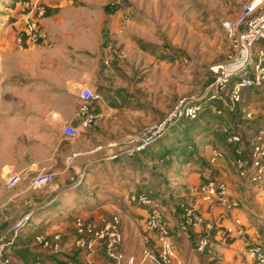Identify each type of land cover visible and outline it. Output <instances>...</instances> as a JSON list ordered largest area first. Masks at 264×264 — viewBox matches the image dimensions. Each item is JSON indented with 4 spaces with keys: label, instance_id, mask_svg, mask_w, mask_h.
<instances>
[{
    "label": "rangeland",
    "instance_id": "1",
    "mask_svg": "<svg viewBox=\"0 0 264 264\" xmlns=\"http://www.w3.org/2000/svg\"><path fill=\"white\" fill-rule=\"evenodd\" d=\"M38 1L37 7L41 6L42 15L36 7ZM256 1L123 0L116 4V0H0V235L7 232L17 216L26 210L21 201L10 200L15 193L5 186L6 175L12 171L9 166L11 163L21 165L22 159L31 161L52 153L56 139H52L51 135L62 123L59 108L66 111L71 101L66 98L63 104L59 96L69 78L85 75L95 69L94 75H98L99 85L102 75H116L122 64L105 68L102 64L105 50L110 46H120L125 50L128 72L116 75V87L125 96L127 105L141 106L139 114L133 108L126 110L127 120L123 123L130 125L126 137L123 140L120 138L119 128H110L111 132H108L96 126L94 129L97 130L89 132L82 129L79 138L68 140L76 142L71 150L83 153L95 147H104L102 151L111 150L105 147L111 143H124L127 137L137 135L144 128L159 122L181 98L205 92L212 81L210 68L224 62L229 51L223 23L234 20ZM32 19L38 21L39 34L41 32L45 37L33 35L29 39L25 35L24 40L20 34L27 29V21L31 22ZM20 38L22 43L18 42ZM138 49L150 53L153 61L148 62V58H145L141 61L131 60V63V52ZM263 49L264 42L255 46V59V54ZM70 91L72 97H77L81 92L76 86L70 87ZM221 107L224 109L223 117L206 107L198 121L188 122L193 129L190 136H185L180 128L171 132L149 149L142 163L127 174L129 180L137 183L142 193L155 203V209L165 219L170 213L178 220L181 218L179 221L182 222V210H193L203 219L201 225L206 230L207 225L213 226L210 237L211 250L216 256L215 264L224 263L225 254L220 251H237L238 247L242 251L239 253L240 264H246L250 248L264 250V181L250 185L241 179L235 161L238 150L240 157L250 161L255 138L264 127V87L245 91L237 115ZM250 112L253 113L252 119L247 117ZM136 115L139 116L138 120ZM224 127H232L238 132L243 137L242 144L229 145L222 133ZM115 135L120 138L119 141L115 142ZM213 148L224 153V160L216 166L208 162ZM69 150L66 148L64 154ZM114 151L116 153L118 150ZM85 167L81 170L77 168L79 173L70 177H54V181L46 187L50 188L61 181H64L62 185L74 184L73 187L78 188L72 191V197L76 198L77 206L73 210L68 209L70 212H64V202L58 200L48 206L47 212L52 218L60 209L64 214L48 223L39 222L43 211L38 210L33 214L30 225L37 223V227H29L19 234L16 241L20 246L31 247L38 234H61L63 253H68L66 244L69 235L73 234L75 219L81 216L89 220L90 212L96 210L87 203L88 197L93 194L87 191L84 184L86 175L91 174L92 170L87 173ZM110 177L111 183H106L108 190L116 194L114 189L122 183L116 180L115 184L108 174L107 178ZM191 179L194 182L192 188ZM212 179L227 183L231 200L240 203L239 208L222 214L225 220L234 226H239L238 221H242L240 223H243L247 233L250 232L249 235L241 237L235 233L229 236L228 230L220 229L223 230L222 240L216 241L214 234L218 232V225H215V220L208 223L198 213L199 209L195 210L198 196L193 189ZM96 186L95 183L91 187L98 191L95 194L100 189ZM116 201L108 210L101 208L103 214L107 211L106 214L113 216L122 211L123 207L119 205L122 202ZM217 205L210 206L217 208ZM234 211H237V215H233ZM100 218L98 216L94 222L99 223ZM237 218L240 220L234 221ZM219 219L220 216L216 218L219 225L225 222ZM243 225L238 228L243 229ZM187 234L192 235V232ZM231 246L233 248H229ZM189 248L195 255L201 256L196 250L195 239ZM95 260L97 264L105 262L101 254ZM208 260L206 258V264ZM50 262L54 263V260Z\"/></svg>",
    "mask_w": 264,
    "mask_h": 264
},
{
    "label": "built area",
    "instance_id": "2",
    "mask_svg": "<svg viewBox=\"0 0 264 264\" xmlns=\"http://www.w3.org/2000/svg\"><path fill=\"white\" fill-rule=\"evenodd\" d=\"M123 0H116L120 4ZM39 1L36 3V7ZM40 14H43L41 6L37 7ZM229 41V51L224 62L210 68L212 75L211 83L206 87L202 95L184 97L177 101L174 107L159 122L144 128L139 134L127 137L121 144L111 143L107 149L118 150L109 160L114 161L121 157H137L143 154L148 148L164 139L180 122L188 120L197 121L206 111V107L213 109L219 117L224 116L223 106L230 113L238 111L243 102V95L247 89H261L264 87V49L254 56V48L257 44L264 42V0H257L247 7L237 18L223 23ZM29 39L33 35L45 37L39 34L38 21L34 19L27 21L25 29ZM22 43L21 38L18 40ZM127 59L125 50L120 46L108 47L103 55L102 64L105 68L111 69L117 63ZM256 60V63H255ZM250 68L252 70L250 71ZM83 104L80 108V127L64 124L62 135L66 140H75L80 137L82 129L91 128L96 122V116L92 114L90 103L102 102L103 97L99 90L84 88L80 92ZM249 119L253 113H248ZM222 133L229 145L242 143L241 135L232 127H224ZM124 144V145H122ZM103 150L104 147H98ZM80 156L74 155V158ZM224 160V153L220 149H211L210 163L216 166ZM237 174L250 185H256L264 181V127L258 131L254 141V147L250 162L242 157L235 162ZM55 175L49 172H40L30 179L29 189L39 191L48 187L54 181ZM22 177L12 171L6 175V188L11 190L19 185ZM201 199L208 205H222L226 211H233L239 208L240 203L231 200L230 189L226 183L217 180H209L203 186L194 190ZM131 201L139 205L152 207L145 222V230L153 237L148 240L142 251L140 260L135 257H128L124 251V235L122 222L118 215L109 219L101 217L99 223L94 220H87L84 217H77L74 222L76 230L75 246L87 253L88 256H97L104 253L109 264H182L177 259V247L172 237L170 227L164 216L154 207V203L145 195H136ZM33 222V214L28 213L11 225L7 232L0 235V264H11L12 258L9 250L13 247L17 237L28 229ZM203 219L196 215L193 210H186L183 221L180 224V231L188 233L191 229L200 226ZM239 226L234 230H228L229 236L237 233L241 237L248 235L247 229L238 221ZM241 225V226H240ZM239 229V231H237ZM213 226L207 225V231L211 232ZM35 244L50 251L53 254L59 253L62 249L63 239L61 234L52 236L38 234L35 237ZM210 245L208 238H203L197 245V252L206 253ZM248 257L257 264H264V251L262 248H250ZM87 264H95L88 262Z\"/></svg>",
    "mask_w": 264,
    "mask_h": 264
},
{
    "label": "crops",
    "instance_id": "3",
    "mask_svg": "<svg viewBox=\"0 0 264 264\" xmlns=\"http://www.w3.org/2000/svg\"><path fill=\"white\" fill-rule=\"evenodd\" d=\"M135 46V45H134ZM131 46V47H134ZM129 46V48H131ZM140 49L136 50L135 52H131V60L140 59L143 60L148 58V62L153 61V57L150 53L146 54ZM156 59V58H155ZM127 60V59H126ZM123 61L122 64L119 65L120 70L116 75H123L124 73L128 72V60ZM152 60V61H151ZM132 63V61H131ZM140 64V63H139ZM95 74V69L88 72L85 75H75L68 79L67 85L65 86L62 91L60 92V97L62 99V103L66 102V98L71 99L70 103L68 104V108L66 111L63 110L62 107L59 108L58 115L62 117V123L57 125V130H55L53 136L51 135L52 139H56V146L51 150L52 153L46 155L43 158L35 159L31 161L23 160L20 164L11 163L9 166L13 173L18 174L22 177V181L19 185L15 188L11 189L15 194L10 198L11 201L19 200L23 204V208L26 210L22 212L17 218L11 223H15L19 220L22 216L32 213H35L38 210H42L39 217V222L48 223L54 218L59 217L60 214H64L65 211L70 212L77 206L76 198L72 197V191L76 190L78 187H73L72 185H62L64 181L59 182V184H55L50 186V188H44L39 191H31L29 189V182L30 178L33 175H37L40 172H49L56 176H72L76 175L79 172L76 171L81 170L85 167V171L92 170L91 174H85V184L84 186L87 191H91L93 195L88 197V204L91 207L96 208V210L90 212L88 215L90 219L96 220L97 217H101L104 213L101 211V208L109 209L114 204L113 202L119 200L122 203L121 205L122 211H118L114 213L121 218L122 222V232L124 235V251L128 257H135L137 260H140L142 251L146 246L148 240L151 241L152 235L147 233L145 230V222L149 216V212L152 210V207L139 205L131 201V198L136 195H145L142 193V189L140 186L135 183L133 184L132 181L129 179L130 172L135 170V167L140 165L139 160L142 162L145 157L143 155L139 156V159H126V158H119L117 160L111 161L109 158L115 152L114 150H98L97 147L91 148L87 150V152H81L76 149H72L71 147L75 146L76 142L68 141L64 137L62 138V127L64 124H70L74 127H80L81 120L79 118L80 108L83 104L81 100L80 92L77 97H72L70 87L76 86L77 90H83L84 88H94L99 90L103 97L102 102H92L90 103L91 112L96 116L95 124L89 128L87 131L93 132L94 127L99 126L100 130L104 129L108 132H111L110 128L120 129V138L122 140L126 137L129 124L126 125L123 121H126V110L133 108L132 110L138 111L141 109L139 107H133L126 104L125 96L117 89V77L116 75H102L100 84L98 85L97 80L99 81L98 75ZM110 107V108H109ZM126 107V108H125ZM128 108V109H127ZM65 112V113H64ZM125 116V117H124ZM139 116L136 115L137 120ZM47 129V126L46 128ZM134 131V130H132ZM48 132V131H47ZM61 134V135H60ZM48 136V135H47ZM111 136V135H110ZM115 135L114 139H120ZM109 139H113L109 137ZM119 141V140H118ZM65 144V145H63ZM63 145V146H62ZM70 149L68 153L64 154L65 149ZM80 156L74 158V155ZM81 157H86L82 159ZM80 167V168H79ZM112 170L114 172H112ZM95 172V174H94ZM88 173V172H87ZM108 174L111 175L114 179V183L117 182L122 183L121 186L114 189L116 194H113L112 191L108 190L107 182H110L111 177L108 179ZM96 175V177H92ZM223 182V181H221ZM96 183V187H99V193L95 194L96 190H93L91 187ZM111 183V182H110ZM193 179H191L190 187H193ZM225 183V182H223ZM227 184V183H226ZM228 185V184H227ZM70 186L73 188L69 189ZM111 186V185H110ZM191 187V188H192ZM198 187V186H197ZM196 187V188H197ZM229 187V185H228ZM69 190H65V189ZM195 189V188H194ZM193 189V190H194ZM230 189V187H229ZM140 190V191H139ZM68 193V195H66ZM71 193V194H70ZM101 196V197H100ZM147 196V195H145ZM58 200H63L65 210L61 211V209L55 214V217H51V214L47 212L48 206L55 204ZM122 200V201H121ZM116 201V202H119ZM154 203V202H153ZM200 205V206H199ZM158 206V205H157ZM155 207V203H154ZM217 208L211 207L210 205L206 204L201 197H198V201H196L195 210L199 209L198 213L201 214L208 223H212V220H215V225H218V232L214 234L215 240L220 241L222 240L223 230H235L236 225L234 226L228 220H225L226 210L222 205H217ZM70 209V210H68ZM61 211V212H60ZM209 211V213H208ZM73 212V211H72ZM107 213V211H106ZM105 213V214H106ZM109 214V213H108ZM107 214V215H108ZM222 215V216H221ZM233 215H237V211H234ZM109 216H111L109 214ZM220 216V220L224 219L225 222L219 225L218 220L216 218ZM247 218V216H244ZM42 220H41V219ZM240 220V218L235 219ZM38 221V220H37ZM166 221L168 226L170 227L172 237L177 247V259L182 264H206V258H208V262L215 260L216 256L212 250V254L205 255V256H197L194 254V251H190L189 245L195 239L196 241L204 234L207 233L205 226L200 225L194 229H192V235L187 233H182L180 231V224L181 222L176 218L172 217L170 213L166 216ZM237 222V221H236ZM242 222V221H240ZM37 223H33L30 228H36ZM243 225V223H242ZM244 226V225H243ZM245 227V226H244ZM250 232L248 231V235ZM245 240L246 238H242ZM69 248L68 253H63V249L56 254L51 253L50 251L44 250L37 244H33L31 247L29 246H20V248H15L14 251V260L13 264H68V261L73 263L78 262V264H87L88 262H95V256H88L87 253H81L75 247H73V240L69 239L68 243L66 244ZM235 245H238L236 243ZM67 248V247H66ZM233 248V246L229 247ZM80 252V253H79ZM225 254L223 264H240L241 259L239 257V253L242 251L238 247V250H231V251H220ZM238 255L235 257V255ZM54 260V263L50 262ZM253 262L249 257H247L246 264H252ZM208 263V264H209ZM255 263V262H254ZM71 264V263H69Z\"/></svg>",
    "mask_w": 264,
    "mask_h": 264
},
{
    "label": "trees",
    "instance_id": "4",
    "mask_svg": "<svg viewBox=\"0 0 264 264\" xmlns=\"http://www.w3.org/2000/svg\"><path fill=\"white\" fill-rule=\"evenodd\" d=\"M21 35V37L22 38H24V40H26V32L24 31V33H22V34H20ZM251 89H254V88H251ZM262 89V88H261ZM247 90H250V89H247ZM244 96V95H243ZM242 104V103H241ZM240 104V105H241ZM237 112H240V110H238ZM237 112H235V113H233V114H236L237 115ZM201 117V116H200ZM199 120V119H198ZM197 120V121H198ZM183 122L185 123V124H183ZM191 123V121H188V120H184V121H182V122H180V124L179 125H177L174 129H172V131L171 132H175L176 130L178 131V129L180 128V130L183 132V134L186 136H190L191 134H192V132H193V129L190 127V124L189 123ZM195 122V121H194ZM187 123V124H186ZM263 128V127H262ZM170 132V133H171ZM169 133V134H170ZM168 136V135H167ZM171 136H173V135H171ZM191 138V137H190ZM241 138H242V142H243V137L241 136ZM163 140V139H162ZM161 140V141H162ZM161 141H159V142H157L156 144H158V143H160ZM155 144V145H156ZM242 144V143H241ZM241 144H239V145H241ZM155 145H153V146H151L150 148H148L143 154H141V155H143L144 157H146V152H148V150L149 149H151V148H153ZM239 145H237V146H239ZM213 149H217V148H213ZM167 150V149H166ZM211 152V151H210ZM170 153V152H169ZM237 154H238V157H237V159L236 160H238V158L240 157V155H241V153H240V151L238 150L237 151ZM140 155V156H141ZM125 158V157H124ZM128 159L129 160H131V159H139V156H137V157H133V158H130V157H128ZM245 159V158H244ZM246 160V159H245ZM139 162H140V164L142 163L140 160H139ZM208 162H209V165H211V163H210V154H209V159H208ZM236 162V161H235ZM250 162V161H249ZM248 162V163H249ZM212 166V165H211ZM236 168V167H235ZM209 181V180H208ZM208 181H206L204 184H206ZM263 182V181H262ZM261 182V183H262ZM204 184H201L200 186H203ZM260 184V183H259ZM256 185H258V184H256ZM200 186H198V187H200ZM196 196H198L199 197V195L198 194H195ZM184 208V207H183ZM182 208V209H183ZM185 209H183L182 210V217H183V215H184V213H185ZM101 217H106V218H110L111 216H109V215H107V214H102V216ZM180 217V216H179ZM181 218H179V220H180ZM92 220V219H91ZM94 220V219H93ZM182 223V222H181ZM214 230V229H213ZM212 230V231H213ZM190 231H192V229L190 230ZM189 231V232H190ZM207 231V230H206ZM211 231V232H212ZM188 232V233H189ZM76 230H75V228H74V231H73V234H71V235H69V239H71V240H73V247H75L78 251H80L81 253H83V251L82 250H80V249H78L76 246H75V244H74V242H75V239H76ZM211 233L210 232H208L207 231V233L206 234H204V235H202L197 241H196V250H197V245L199 244V242L201 241V239H203V238H208L209 239V241H210V245H209V247L207 248V250H206V253H204V254H199V255H201V256H205V255H210V254H212V251H210L212 248H211ZM17 239H18V237H17ZM16 239V240H17ZM69 239H68V241H69ZM34 243H35V239H34V241H33ZM227 244H229V243H227ZM15 248H20V245H19V241L17 242V241H15V243H14V245H13V247H11L10 248V250H9V255H10V257L12 258V263L11 264H13V260H14V251H15ZM264 251V250H263ZM79 252V253H80ZM99 254H101V256H103V259H104V264H109L110 263V261L107 259V257L105 256V254L104 253H99ZM98 254V255H99ZM69 263H71V264H78V262H75V263H73V262H71V261H68ZM215 262H216V260H214L212 263H209V264H215ZM68 263V264H69ZM95 264H97L96 262H95Z\"/></svg>",
    "mask_w": 264,
    "mask_h": 264
}]
</instances>
